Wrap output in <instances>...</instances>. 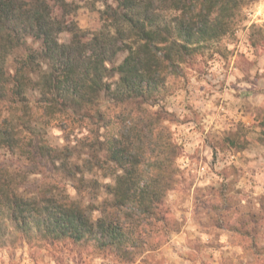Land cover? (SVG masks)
I'll use <instances>...</instances> for the list:
<instances>
[{
	"label": "trees",
	"instance_id": "1",
	"mask_svg": "<svg viewBox=\"0 0 264 264\" xmlns=\"http://www.w3.org/2000/svg\"><path fill=\"white\" fill-rule=\"evenodd\" d=\"M114 1L116 5L105 2L100 9L92 0L90 9L99 13L101 26L82 31L67 20L77 6L70 1L0 0V146L21 151V144H32V150L54 162L60 154L44 138H35L39 127L57 115L90 118L86 110L107 96L118 105L104 122L112 131L102 147L113 182L103 184L107 197L99 202L85 203L49 188L23 194L14 177L0 169V248L21 240L35 246L68 240L111 255L120 264H138L175 230L165 197L177 181L175 160L182 146L163 124L171 114L152 110L148 102L179 62L229 32L245 0ZM163 10L174 13L164 22L159 21ZM64 31L69 40L60 42L58 34ZM30 38L41 43L34 47ZM123 51L122 61L112 64ZM255 119L257 139L264 145V114ZM242 128L222 141L245 148L250 140ZM61 163L60 168L69 167ZM76 189L89 190L83 183ZM228 191L222 193L226 200L215 207L212 223L256 248L264 200L258 212L248 213L228 202ZM224 212L229 213L226 221Z\"/></svg>",
	"mask_w": 264,
	"mask_h": 264
},
{
	"label": "rangeland",
	"instance_id": "2",
	"mask_svg": "<svg viewBox=\"0 0 264 264\" xmlns=\"http://www.w3.org/2000/svg\"><path fill=\"white\" fill-rule=\"evenodd\" d=\"M67 1L72 7L77 5L67 20H73L82 31L98 30L101 26L99 13L90 9L93 4L100 9L105 2L116 5L114 0H94L93 4L90 3L92 0ZM173 14L163 10L159 13L162 19L159 21L164 22L163 18L168 20ZM69 37L67 31L58 34L60 42H67ZM28 42L34 47L41 43L31 38ZM124 55L125 51L119 52L112 64L120 63ZM236 74L240 75L246 89L254 88L249 84L264 86V0H245L236 12L229 32L206 42L189 61L179 62L176 72L166 75L156 96L148 102L152 110L162 108L171 114L163 124L181 144L182 152L175 160L180 171L177 181L165 197V205L177 222L175 230L166 243L145 254V261L142 259L138 264H264V221L256 229V248L249 241L237 240L231 232L212 223L218 213L215 207L225 202L222 193L228 190V202L248 213L258 212L260 201L264 200V175L255 178L259 169L253 168L242 180L239 174L243 169L239 154L242 149L222 141L226 135L242 128L227 113L228 106L221 92L226 81L233 83ZM107 98L85 109L90 118L84 115L70 120L65 115H57L49 124L36 130L35 138H44L48 146L57 150L60 159L52 162L32 150V144L28 143L21 144V151L0 146V169L14 177L23 194L49 188L64 191L71 198L85 203H97L107 197L103 184L113 182V171L112 165L104 162L102 141L110 137L112 131L104 122L114 116L118 107ZM255 108H259L258 118L259 113L264 114L263 103ZM257 122L255 119L254 125ZM258 128L246 131L250 142L258 143L259 148L254 146L256 151L253 149L256 155L250 157L254 160L264 158V145L257 139ZM61 161L67 162L70 168H60ZM258 166L264 168V161L261 160ZM82 183L89 189L85 193L76 189ZM183 235L184 240H176L177 236ZM0 264L120 263L111 255L89 251L68 240L39 246L21 240L14 247L0 248Z\"/></svg>",
	"mask_w": 264,
	"mask_h": 264
},
{
	"label": "crops",
	"instance_id": "3",
	"mask_svg": "<svg viewBox=\"0 0 264 264\" xmlns=\"http://www.w3.org/2000/svg\"><path fill=\"white\" fill-rule=\"evenodd\" d=\"M259 70L261 69L259 68ZM227 78H229V75L227 76ZM258 80L261 81V78ZM249 85L253 86L254 88L246 89L242 78H240L239 74L238 76L236 74V78L233 81V83L229 84L226 81L225 87L221 92L223 99L226 100L225 102L227 103L226 105L228 106L226 108V111L228 114L231 115V117H233L234 122H236L241 127L247 129L249 128L259 129L258 123L254 125V121H255L254 118H257L258 116L257 113L259 109L255 107H257V105H259L260 103L264 102V88H263L264 86L260 87L259 86L260 84H257L256 86L254 84H249ZM254 146L258 147V143L253 140L244 149L240 150L239 154L242 157L240 159L241 161L240 165H242L243 169L239 174L242 180H244L247 175H250L251 169L253 168L259 169L256 171L254 175L255 178L264 175V168L263 167L258 168L259 167L258 165H260V161L261 160L264 161V158L259 157L257 160L250 158L253 155H256V152H254L256 151L254 149L255 148ZM246 163L249 165H245ZM177 237L178 238L176 240H181V239L184 240L185 235L177 236Z\"/></svg>",
	"mask_w": 264,
	"mask_h": 264
}]
</instances>
